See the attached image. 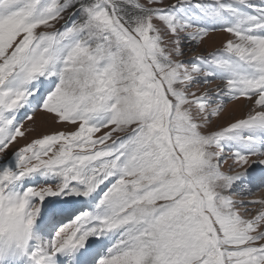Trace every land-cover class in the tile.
Returning <instances> with one entry per match:
<instances>
[{
    "label": "snow or ice",
    "instance_id": "snow-or-ice-1",
    "mask_svg": "<svg viewBox=\"0 0 264 264\" xmlns=\"http://www.w3.org/2000/svg\"><path fill=\"white\" fill-rule=\"evenodd\" d=\"M214 3L0 0V264H264V0ZM200 20L232 39L186 65ZM36 112L75 130L17 147Z\"/></svg>",
    "mask_w": 264,
    "mask_h": 264
},
{
    "label": "rangeland",
    "instance_id": "rangeland-1",
    "mask_svg": "<svg viewBox=\"0 0 264 264\" xmlns=\"http://www.w3.org/2000/svg\"><path fill=\"white\" fill-rule=\"evenodd\" d=\"M168 2L175 3L176 0H168ZM225 2L228 3L227 0H225ZM195 4H202V6L205 8H208L210 6L209 5L210 2L207 0H193V7L189 8L188 11L192 12L194 15L198 12V10L195 9V7H194ZM210 7H214V6H210ZM67 15H68V13H65V17H67ZM64 22L65 21H62L60 24H58L57 28H60ZM199 22L202 25L204 24L203 20H200ZM215 32L216 33L222 32L224 35L222 37H218L217 41H214V40L212 41L214 46L213 45L211 46L209 44V41H206V39L210 35V33H208L209 35L207 34L204 41H202L199 44L192 45L191 48L189 47L188 42L184 41L183 42L184 43V55L182 57H180V59L183 60L185 62V64L187 65L190 61H193L194 59H197L200 57H205L210 52H222L223 51V45L225 44V42L228 41L229 39H232V38L227 33H224L223 31H214L211 33H215ZM208 46H211V47H208ZM208 49H210V50H208ZM221 87H222L221 81L218 79H213L210 83H207V84L201 83L199 85V87H197L196 85H193L192 91L199 90L201 93L209 92V93L214 94ZM222 99H224L226 101L223 105V111L221 112L219 118H216L213 120V122L209 128V131L219 130L222 127H225L228 124L235 122L241 118L240 116L235 117L238 113V109L228 108V105H230L231 103L237 102V101H229V100H227L226 97H223ZM242 103L243 104L245 103L246 108L248 107L247 109H249L251 106V104L247 101H243ZM242 103H241V105H242ZM36 113H39V112H36ZM36 113H34V115ZM45 115L49 118V121L46 123L44 122L42 124V126L39 127L38 129L31 127V125H25L28 121L24 122L25 130L32 129V131L30 133H26L27 134V140H23V139L20 140L17 147L22 146L25 143H28L35 138H40L44 135H50V134H54V133H58V132L70 133V132L75 130L73 126L66 125V124H57L53 117L49 116L48 114H45ZM116 138L119 139V137H116ZM109 143H111V141H109ZM225 169H226V166H225ZM263 171H264L263 168L253 169L252 171L249 172V177H253L254 175L258 176V174L262 173ZM36 187H39V184H37ZM252 187L255 189V191L247 199L258 200V199L262 198V196L264 195V187H261L259 183H255V184L253 183ZM74 201H76V200H69L67 203H64L61 200L60 204H62L64 206V205L70 204ZM84 202L86 203L85 205H87V202L83 201V203ZM50 205H51L50 203H46L45 206L47 207ZM68 222H66V223H68Z\"/></svg>",
    "mask_w": 264,
    "mask_h": 264
},
{
    "label": "bare ground",
    "instance_id": "bare-ground-1",
    "mask_svg": "<svg viewBox=\"0 0 264 264\" xmlns=\"http://www.w3.org/2000/svg\"><path fill=\"white\" fill-rule=\"evenodd\" d=\"M207 1H209V2H214V0H207ZM228 2H230V0H227ZM253 3L255 4V5H259V3H260V0H253ZM205 24L207 25V26H214V23L213 22H211V21H208V20H206L205 21ZM216 25V24H215ZM209 35V34H208ZM224 34L222 33V32H219V33H211L210 32V35L207 37V39H206V41H209V44L212 46H214V44L212 43V41L214 40V41H217V39H218V37H222ZM211 41V42H210ZM211 46H208V47H211ZM208 50H210V49H208ZM243 101H238V102H234V103H231L230 105H228V108H232V109H238V113H237V115L235 116V117H237V116H240L241 118L240 119H242V118H245L246 116H247V114L249 113V111H250V109H251V107H252V105L250 106V108L249 109H247L246 108V105H245V103L243 104L242 103ZM241 103H242V105H241ZM225 113V112H224ZM241 113V114H240ZM49 121V118L45 115V114H43V113H36L35 115H34V119L32 120V121H28L25 125H31V127H33V128H36V129H38L39 127H41L42 126V124L45 122H48ZM24 125V126H25ZM258 169V168H263L264 169V166H261V165H259V164H256V165H254L253 166V168L250 170V171H252L253 169ZM262 196V195H261ZM262 197H264V195L262 196ZM84 204V206H86L85 204V202L83 203ZM80 209V208H79Z\"/></svg>",
    "mask_w": 264,
    "mask_h": 264
}]
</instances>
